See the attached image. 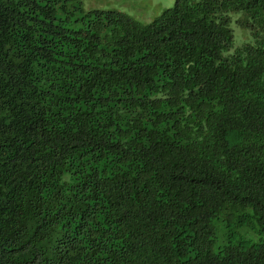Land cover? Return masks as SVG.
Returning <instances> with one entry per match:
<instances>
[{
    "label": "trees",
    "instance_id": "trees-1",
    "mask_svg": "<svg viewBox=\"0 0 264 264\" xmlns=\"http://www.w3.org/2000/svg\"><path fill=\"white\" fill-rule=\"evenodd\" d=\"M0 264H264V0H0Z\"/></svg>",
    "mask_w": 264,
    "mask_h": 264
},
{
    "label": "rangeland",
    "instance_id": "rangeland-1",
    "mask_svg": "<svg viewBox=\"0 0 264 264\" xmlns=\"http://www.w3.org/2000/svg\"><path fill=\"white\" fill-rule=\"evenodd\" d=\"M174 0H82L85 9L112 8L126 12L140 22H149L161 11L173 4ZM231 27L234 33V45H240L249 38L247 31L235 23L238 15H231Z\"/></svg>",
    "mask_w": 264,
    "mask_h": 264
}]
</instances>
